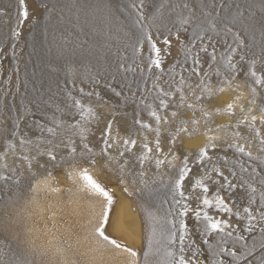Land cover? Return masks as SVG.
Masks as SVG:
<instances>
[{
    "label": "snow or ice",
    "instance_id": "obj_1",
    "mask_svg": "<svg viewBox=\"0 0 264 264\" xmlns=\"http://www.w3.org/2000/svg\"><path fill=\"white\" fill-rule=\"evenodd\" d=\"M17 5L15 26L10 30L14 40L13 58L15 41L21 36L18 29L29 17L25 0H17ZM89 7L93 12H99L106 24L113 20L119 24L117 14L126 13L125 20L130 24L123 35L127 38L125 49L131 48V58L125 51L117 50L114 53L117 57L115 72L109 71L108 67L93 72L85 64L81 83L86 82L93 90L86 92L84 87L77 88L72 79H67L63 85L58 83L57 89L66 88L71 83L79 94L74 96L69 90L65 95L70 103L66 102L64 108L53 105V97L45 100L43 94L38 93L29 102L42 118L33 119L41 133L35 140L28 138L26 133H20V121L25 113L35 117L37 112H32L27 106L24 112H17L15 103L10 105L11 130L0 128V148H3L0 160L4 161L3 172H0V192L7 195L6 203L9 205L18 204L22 198L19 165L9 167L7 163L9 152L15 156L18 138L22 154L16 159L25 163L29 173L25 177L28 195L22 209L24 215L15 212L12 223L25 218L31 220L36 213L43 217L46 211L51 212L47 219L53 223L43 229L35 224L25 226V234L29 237L35 234V238L23 241L15 249L0 242V264H264V134L256 127L258 117L252 107H241L242 118L235 122L232 120L236 101L240 100L241 81L251 80L264 88V0H98L94 5L81 6V10L87 11ZM257 8L259 18L254 11ZM2 15L6 13L0 9ZM181 34L187 39H181ZM171 38L177 41L183 59L174 61L165 70L164 54H171ZM67 43L57 46V58L66 61L65 66L72 69L68 75L73 77L76 71L74 58L81 50V42L74 43L71 48ZM159 43L164 45L163 49ZM104 47L110 46L105 44ZM129 73L133 76L139 74L143 84L151 80V88L138 83L137 89L132 90L131 81L121 88L128 89L124 103L131 101L135 106L137 118L134 125L155 133L154 150L143 131L140 132L143 142L138 146L133 138L134 130H129L123 137L119 130L113 135L112 119H108L105 127L101 128L103 118L90 102H84V98L90 100L93 96L101 99V93L95 91L100 87H106L120 97L123 91H117L112 82L116 74L127 80ZM165 75L168 77L165 83L170 81L168 90L159 83ZM248 86L253 96L249 103L255 105L257 89L251 84ZM185 87L197 104L186 105L193 110L192 118L177 122L175 130L169 133L165 154L161 145V125L169 121L161 113L169 109L170 99L177 94L179 102L173 107H185ZM217 94L226 95L228 100L224 106L209 110L202 101ZM149 97L158 101V106L148 102ZM2 104L0 98V107ZM42 106L51 108L52 114L44 112ZM141 108L147 109L148 115L154 119V128L139 119ZM197 109L199 119L195 116ZM259 112V122L264 125V106L259 108ZM170 114L177 116L176 111ZM214 115L222 118L223 122L210 123ZM64 116H78L79 119L69 122L62 119ZM201 121L206 131L203 134L205 142L197 145L198 155L191 160L190 155L181 157L175 149L177 139L181 133L192 135L188 124L191 123L193 131H196ZM242 127L254 133L258 140L257 154L251 151L252 141L242 135ZM213 131H223L226 135L231 132L232 142L228 143V148L234 149L236 158L232 161L226 156L222 158L224 165H231L227 168L228 175L215 163L210 167L204 166L205 161L211 159L208 149H215L216 142L221 139L219 135H209ZM92 136L97 137L95 145L90 139ZM94 147L99 150L95 151ZM137 147L140 150L138 156L132 151ZM153 151L155 171L150 179H146L145 164L150 161L149 154ZM168 156H171L170 160ZM43 157H47V161L42 163ZM176 160L181 161L178 169ZM165 165L172 173L167 180L163 172ZM196 167L200 169L199 174L194 172ZM56 168L66 171L54 176L52 169ZM89 168H99L101 174L113 176L116 183L102 181L98 175L91 174ZM186 181H191L187 185V193ZM61 185L66 187L62 189ZM162 190L171 195V201L167 198L162 200L161 204L169 207L159 216L152 210L154 205L147 206L144 197ZM197 190L199 194L191 195ZM237 191L244 194L242 208L236 206L234 194ZM61 194L67 204L75 203L77 206H80V194L94 198L95 202H87L89 210L81 225L82 238L70 229L62 231L57 227L53 219L56 212L52 209L58 208L59 202L41 204L43 197ZM130 197L137 198L146 214L147 236L144 241L127 226L126 217L135 216L131 212ZM29 207L32 211H28ZM233 217L238 223H232ZM190 218L195 222L200 243L189 227ZM2 227L8 231L7 223ZM13 238L17 239L18 234L14 233Z\"/></svg>",
    "mask_w": 264,
    "mask_h": 264
},
{
    "label": "rangeland",
    "instance_id": "obj_2",
    "mask_svg": "<svg viewBox=\"0 0 264 264\" xmlns=\"http://www.w3.org/2000/svg\"><path fill=\"white\" fill-rule=\"evenodd\" d=\"M25 2L29 10V17L23 26L18 29L21 32V36L15 41V57L13 58L12 44L14 40L10 36V30L15 26L14 18L18 6L17 0H0V9H3L4 13H6V15L0 16V47H2V51H0V98L3 100L2 107H0V121H3V123H0V128H8L11 130L12 121L9 108L12 103H15L17 112H24V108L27 106L32 112H37V115L32 117L27 113L24 114L23 120L20 121V133H26L28 138L35 140L41 135V133L33 124V119L41 120L42 118L35 106L31 105L29 102L33 100L38 93H42L45 100L51 96L53 97V105H59L61 108H64L66 102L70 103L65 95L69 90L72 91V95H79L76 89L72 88L71 83H68L66 88L61 87V89H57V84L59 83L60 85H63L67 79H72L77 88L84 87L86 92L93 90L86 82L81 83L84 65H89L93 72L103 67H108L109 71L115 72L114 62L117 57L114 53L117 50L125 51V54L131 58V48L125 49V41L127 38L123 35V31L128 29L130 22L125 20L126 13L117 14L119 16V24L115 20L106 24L100 18L101 14L99 12H93L91 7H89L87 11L81 10V6L94 5L98 2V0H25ZM49 10L51 11L49 12ZM254 11L257 12V18H259L258 8L254 9ZM86 12L89 13V20H87V22L84 20ZM33 21L36 22L33 23ZM171 39V54H164L165 61L163 67L165 70H167V68L172 65L174 61L183 59V54L179 49L177 41L175 38ZM181 39L186 40L187 38L181 34ZM257 40H259L258 33ZM65 41H68L67 47L69 48H71L74 43L81 42V50H78L77 55L74 58L76 71L73 77H69L68 75L72 69L65 66L66 61L57 58V46H63ZM105 44L110 47H104ZM158 46L161 47V49L164 47L162 43H159ZM256 51H259V49L257 48ZM204 59L206 60L207 58L204 57ZM105 61H107V64H105ZM257 67L259 69V65ZM177 71H179V68ZM185 75H187V73H185ZM193 79L195 78L193 77ZM167 80L168 77L165 75L159 82L160 86L164 87L165 90H168L170 83V81L165 83ZM129 81L132 82V90L137 89L138 83H140L142 87L151 88V80L149 79L147 84H143L139 74L133 76L129 73L127 80H125L121 74H116V79L112 83L117 91H121V86ZM246 84L247 86L251 84L257 89L255 101L257 102L258 109L261 106H264V88L255 85L251 80H248ZM248 89L251 91L249 86ZM95 91H99L102 98L97 99L93 96L90 100L88 98H84V102H90L96 108L98 114H100L103 110H106V119L113 120L114 136L116 135L117 130H119L121 137L128 133L129 130H134L136 134L133 138L135 139L137 137L143 138L140 135L141 131H143L146 136L155 135L154 132H150L146 129L141 130L138 126L134 125V120L137 118L135 106L131 103V101L127 104L124 103V96L128 94V89L126 87L123 88V94L120 97H116L114 93L106 87L97 88ZM184 92L186 98L193 97V99H195L194 96L189 94L187 87H185ZM5 93L7 95H5ZM137 94L139 95V92ZM252 99L253 96L251 93V100ZM148 102H154L158 106V101H153L152 97L148 98ZM178 102L179 95L177 94L175 97L170 99L169 109L161 113L162 115L171 117L170 121L168 119L169 122L167 124L162 123L161 125V127H168L170 132L175 130L178 121L184 119L182 116L172 117L170 114L171 111H180L185 109L184 107H173V105ZM211 102L212 99H205L202 101L204 104H210ZM103 105H109V108L106 109ZM157 110L159 111V109ZM43 111L52 114L51 108H43ZM62 119L74 122V120L79 119V117L64 116ZM139 119L145 123L151 124L153 128L155 127V121L148 115L147 109H140ZM42 122L49 123L47 120H42ZM210 123L212 122L210 121ZM188 131L189 133H194L193 129H188ZM228 135H224L226 140H224V138L220 139L224 141L217 144L215 149H208L211 159L206 160L204 164L205 167H210L213 163L217 164L224 171L225 175H228L227 168L231 165H224L222 158L226 156L229 161L236 158L234 156V149L228 148V143L232 142L231 132H229ZM242 135L248 136V138L252 141L251 151L254 155L257 154L258 140L255 138L254 133L246 129ZM44 136L47 137V133H44ZM94 139V141L92 139L91 140L95 145L97 137L95 136ZM142 142L143 140L138 143V146ZM241 142L243 143V141ZM0 143H2V137H0ZM216 143H218V141ZM94 149L95 151L99 150L98 147H94ZM132 151L135 152L137 156L140 154L139 147L132 149ZM2 152L3 148H0V153ZM21 154L22 151L19 147L17 138L15 156L12 152H9L7 163L9 167H13L18 164L19 172L22 173L19 177L22 181L20 189L22 198L20 199V202L18 204L9 205L6 203L8 199L7 195H5L4 192H0V242L10 244L13 249H15L18 245H21V243L26 240L23 238L26 221L22 220V222L19 223H12V221L15 220V212H21L22 216L24 215L22 209L24 208L25 198L28 195L27 180L25 177H27L29 173L27 172L25 163L16 159V157ZM113 154H116L114 150ZM149 155L151 156V159L145 164V168L147 170L146 179H150L155 171V153ZM185 155H190L191 160L198 155V148H192L188 152L181 155V157ZM168 158L170 160V157ZM46 161L47 157L41 158L42 163ZM3 163L4 161L0 160V172H3ZM175 164L178 169L181 165V161H175ZM47 166L51 168V164H48ZM57 169L58 168L52 169L53 173H58L59 171L61 173L65 171L64 168H62L63 170L61 168ZM92 169L93 168H89V170ZM163 172L166 174V180L168 179V175H172V173H169L167 165H165ZM194 172L199 174L200 169L196 167L194 168ZM190 183L191 181H186V193L189 191L187 185ZM64 187L66 186L64 185ZM122 187L123 186H121V188ZM156 187H159V185H156ZM197 194H199V190L195 193H191L193 196ZM234 195L236 197V206L242 208L245 204L243 192L237 191ZM164 198H167L169 202L171 201V195L164 190L154 193L151 196L144 197L147 202V206L154 205L155 207L152 208V210L156 211L159 216H162L169 207L168 204H161ZM129 199L132 201L134 200L132 202L131 212L134 213L135 216L126 217L127 226L130 227V230L133 231L135 235H138L141 241L142 239L144 241L147 236L146 214L141 209L140 202L136 197H130ZM193 204H195V200H193ZM54 211H56L57 214L55 215L56 219H58L57 222L61 224V226H66L67 218L65 219L66 215L64 212L62 210L60 211L58 208ZM59 212L62 214L60 215ZM6 213L8 214L7 218L5 216ZM63 220L65 222H63ZM5 223L8 225V231H4L2 227ZM51 223H53V220ZM232 223H238L234 217L232 218ZM188 224L192 229L193 235L196 237L197 243H200V237L196 235L197 229L195 227V222L190 218L188 220ZM14 233L18 234L17 239L13 238Z\"/></svg>",
    "mask_w": 264,
    "mask_h": 264
},
{
    "label": "bare ground",
    "instance_id": "obj_3",
    "mask_svg": "<svg viewBox=\"0 0 264 264\" xmlns=\"http://www.w3.org/2000/svg\"><path fill=\"white\" fill-rule=\"evenodd\" d=\"M88 14L89 13L86 12V15L84 16L85 22H87V20H89ZM238 94L240 95V100L236 101V107L234 108V115L232 116V120L235 122L237 119L242 118L243 114L240 111L241 107H243L244 109H248L249 107H252L254 114L258 117L257 122H256V127L261 130L262 134H264V125H261L260 122H259L260 112H259V109L257 107V102L255 101V105H252V104L249 103V101L251 100V91L248 89L247 84L245 82H243V81H241V88L239 89V93ZM227 100H228V97L226 95L217 94V95H215L212 98V102L210 104L206 103V105L209 108V110H212L215 107L224 106L225 101H227ZM188 104L195 105V104H197V101H196V99H193V97H187L186 101H185V107H184L185 109L180 110V111L178 110L176 112H177V116H180V117L182 116L184 119L190 121L191 118H192L193 110L189 109L186 106ZM103 107L107 109V108H109V105H106V106L103 105ZM104 108H102V109H104ZM99 115H101V117L103 118V121H104V123L100 124V127L103 128V127H105L106 120H107L106 119V116H107L106 110H103ZM195 116L198 119L200 118V112L198 111V109L195 110ZM168 119L170 121L171 117L169 116ZM211 122L212 123L223 122V120H222V118L216 117L214 115L212 117V121ZM188 129H193V125L191 123L188 124ZM245 130H246V128H244V127H242L240 129L241 133H244ZM205 131H206V129L204 127L203 121H201L200 125L197 127V130L194 131V133H192V135L189 136V135H185V134L181 133L180 137L177 139L176 146H175V149H176V151L179 152V155L180 156L183 155L185 152H188L192 148H195V147L198 148L197 147L198 144L204 143L205 140H204V135L203 134H204ZM169 133H170V129L168 127H166V126L165 127L164 126L161 127V145H162V147H163V149L165 151V154L167 153V149H168V146H169V141H168L169 138H170ZM209 135H219L221 138H224L225 137L224 135H226V134L223 131H221L219 133H216V132L213 131V132L209 133ZM147 137H148V140L152 142V143H150L149 146L152 147L153 150H154L155 149V144H154L155 135L147 136ZM94 138H95V136L90 137V139H92L93 141L95 140ZM136 140H137V145H138V143H140L141 140H143V138L137 137ZM224 140H226V138H224ZM224 140L218 141L217 144H219L220 142H223ZM153 153H155V151H153ZM168 157H170V159H171V156H168ZM176 161H178V160H176ZM89 171H91L90 173L93 174L94 176L98 175L99 178L102 181H105V182H108V183H113V184L116 183L115 178L113 176L101 174L99 168H95V169H92V170H89ZM60 174H61L60 171L58 173H53L54 176H59ZM61 188L63 189L64 185H61ZM65 200H66V198L62 194L59 195V196L52 195L50 198L49 197H43L41 199V204H43V205H47L48 203L56 204L57 202H59L58 209H60V211L62 210L64 212V214L66 215L65 219L67 218V221H66V226H61V224H59L57 222L58 219H56V216H55L53 219H54L57 227H60L62 231L65 228L70 229L74 235L77 234V235H79L82 238L83 235H84V232H83V229L81 228V225L86 220L87 212L89 210L88 206H87V202L89 200H92L93 202H95L94 198L88 197V196H86L84 194H80V206H77L75 203L69 205V204H67L65 202ZM54 210H57V207H53L52 211H54ZM28 211H32V208L29 207ZM54 212H56V211H54ZM61 214L62 213H60V215ZM49 215H51V212L46 211L44 213L43 217H41L38 213H36V214L33 215L31 220H28V219L25 218L24 219L26 221V225L25 226L31 227V226H33L35 224V226H37V227H39L41 229H43L45 227V225H47L48 227H51L52 226V223H51L52 220L47 219V217ZM60 215H58V216H60ZM63 222H65V221L63 220ZM23 238H24V240L25 239L27 240V239L35 238V234H33L32 237H29V236H27L25 234V229H24ZM142 241H143V239H142ZM37 243H39V240L37 241Z\"/></svg>",
    "mask_w": 264,
    "mask_h": 264
}]
</instances>
